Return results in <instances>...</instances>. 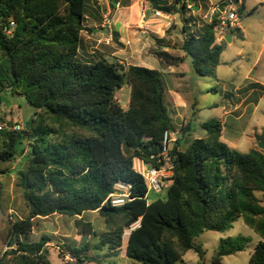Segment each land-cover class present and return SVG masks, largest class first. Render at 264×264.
Returning <instances> with one entry per match:
<instances>
[{"label": "trees", "instance_id": "1", "mask_svg": "<svg viewBox=\"0 0 264 264\" xmlns=\"http://www.w3.org/2000/svg\"><path fill=\"white\" fill-rule=\"evenodd\" d=\"M180 1L161 8L177 14ZM245 1L238 8L241 16ZM88 2L0 0V104L10 90L36 110L30 128L0 130V161L17 159L18 145L28 137L34 140L20 181L30 215L12 221V249L0 255V264H54L49 237L30 241L29 235L35 218L55 214L74 217L86 238L83 245L66 247L78 264H90L85 255L93 235L99 237L96 250L114 254L124 248L127 236L126 254L135 264L181 262L191 250L202 252L195 241L204 232H227L241 218L264 238V205L256 195L264 194V135H256L255 148L240 152L222 140L223 123L217 119L202 125L206 137L194 140L186 151L174 145V175L165 196L148 199V184L134 169V159L157 168L163 164V138L172 130V118L161 72L136 65L125 69L104 57L81 60V34L92 30L86 27ZM218 23L214 16L202 34L184 40L182 50L202 77L215 73L226 46L219 40ZM234 30L244 40L241 29ZM156 56L169 67L185 63L165 50ZM126 84L132 89L128 109L116 98ZM118 183L128 186L133 200L121 207L103 205L119 191ZM89 212L105 218L106 231L98 233L86 221ZM250 241L242 235L222 239L214 263L244 251ZM248 264H264V240L256 244Z\"/></svg>", "mask_w": 264, "mask_h": 264}, {"label": "rangeland", "instance_id": "2", "mask_svg": "<svg viewBox=\"0 0 264 264\" xmlns=\"http://www.w3.org/2000/svg\"><path fill=\"white\" fill-rule=\"evenodd\" d=\"M213 1L214 7H219L216 3L220 4L221 0ZM121 3L122 6L125 5L124 1ZM96 4H98L97 0ZM98 7L104 8V6ZM211 7L210 2L208 6L204 7L201 14H195V10H186L185 14L174 15L175 18L154 16L153 18L157 20L151 24L153 28L149 32H141L142 29L138 24L140 16L136 5L132 12L130 11L131 19L125 26L126 31L124 33L116 32L111 44L105 43L103 35L99 36L95 41V46L98 47L96 51L102 55V58L121 63L125 69L130 65H136L159 72L163 71L161 80L165 91L168 92L165 98L172 118L171 132L177 140L172 146L178 145L181 151H186L194 140L206 137L207 132L202 128V125L217 119L223 123L224 142L228 144L231 140H235L237 142L236 149L247 153L256 147V135H264V0L246 1L247 8L258 7V10L252 15L245 14L239 19L245 39L239 38V32L234 30V40L231 43H226L220 65L213 75L199 76L195 72L190 56L179 67H168L156 56L158 51H166L162 42H157V40L164 34L171 22L176 23L179 28L177 29L172 24L170 29L165 32V41L177 50L179 56L183 55L182 47L185 40L183 25L188 24L183 19L187 17L191 21L195 20L208 25L211 23L213 15ZM123 13L122 9L117 13V16H122ZM207 15L208 17H206ZM184 21L185 23H183ZM117 26L120 27L116 24L115 29ZM100 30L102 31V29ZM137 44H141V51H148V53L145 52L141 58L137 59L140 62L135 63L133 58L136 59L137 55L133 54V49ZM81 56L82 60L86 58L84 52ZM95 60L94 58L89 61ZM254 82L262 84L260 89L254 90L259 87V85L251 86ZM131 91L129 84L117 91L116 98L124 109L129 108ZM169 92L176 93L178 100L174 99L173 102ZM35 113V108L27 102L25 97L13 94L10 90H6L2 94L0 126L3 129L13 127L17 123L26 129L27 123ZM33 141L28 137L23 144L18 145L19 157L17 159L11 162L0 161V255L12 249L9 248L12 221L15 218L26 219L30 215L20 181L21 174L26 171L28 165ZM178 142L179 144H177ZM3 147V142L0 139V151ZM24 149L26 150L21 156ZM169 183V181L166 183L164 193H150V201L163 198ZM256 195L263 200L264 205V194L257 192ZM84 217L86 221L93 223L98 233L106 231L105 218L99 212L85 213ZM34 224L29 240L39 241L43 236L49 237L50 241L47 246L52 262L54 264H71L65 259V255L69 253L67 245L78 247L84 244L82 236L76 228L75 218L55 214L47 218H35ZM138 225L139 223L132 228ZM240 235L249 237L250 243L247 244L244 251L224 257L221 264H248L256 244L264 238L249 227L242 218L227 232H204L195 241L196 245L202 248V252L191 250L184 256L183 261L176 264H216L214 260L220 251L221 240L236 238ZM89 241L92 246L91 250L86 253L85 260L91 261L90 264H135L126 254L127 236L124 240V248L118 254L109 253L107 250H96L94 245L99 242V237L93 235Z\"/></svg>", "mask_w": 264, "mask_h": 264}, {"label": "crops", "instance_id": "3", "mask_svg": "<svg viewBox=\"0 0 264 264\" xmlns=\"http://www.w3.org/2000/svg\"><path fill=\"white\" fill-rule=\"evenodd\" d=\"M121 1L125 2L124 6H122ZM146 1H147V4L149 5V10L144 12V11L141 10V7H140L141 0H112L113 3H117V2L121 3V8L114 13L115 24L120 26V27H118V26L116 27L115 33L116 32L124 33L126 31V27L125 26H126V24H129V21L131 19L130 11L132 12L133 8L136 5H137V9L139 11V16H140V19L138 20V24H139V26L142 29L141 32H149V30L153 28L151 26V24L153 22H156V20H157V19L153 18L154 16L156 17V14H155L156 11L162 12L163 16H165V17H170V18L173 17V18H175L174 15H176V14H168L164 10H162L161 7L170 6L171 4H174V2H176L178 0H146ZM223 1L224 0H221L220 4ZM246 1H245V7H246ZM210 2L212 4V7H211V12H212L217 7V6L214 7V1L213 0H181L179 2V4L176 5L177 11H178V9L180 11L177 14H185L186 10H195V14H201L203 9H204V7L206 5L208 6L210 4ZM242 2H243V0H239V4L238 5H233V6L236 9H238L240 7V5L242 4ZM184 4L187 5V9H183V5ZM216 4L220 5L219 3H216ZM98 6H99V4H96V0L95 1L89 0L87 12H86V27L91 28L92 30L90 32L85 30L81 34L79 58L81 59V57H82L81 55L84 52L86 58L83 61H89L90 59H94L95 58L96 59L95 61H89V62H96V61H98L99 59L102 58V55L97 53V51H96V48H98V47L95 46V41L101 35H103V37L105 38L106 34H107V31H106V29H104V26H103V13L105 11V7L101 8V7H98ZM189 6H192V9H190ZM122 9L124 11L123 15L122 16H117V13L120 12ZM250 10H252V9H249V8L246 7L245 14L248 13V11H250ZM207 14H209V13H207ZM239 15H240V13H239ZM206 17H208V15ZM241 17L242 16L240 15V18ZM183 20H185L188 23L186 25L185 21L183 22V23H185L183 25V33H184L183 38L187 39L191 35L199 36L200 34L203 33L202 32V28L205 25L202 22H196L195 20L191 21L189 18L187 19V17H185ZM161 21H164V20H161ZM169 24L170 25H169V27H167L166 31L170 29L172 24H174L177 29L179 28L176 23L171 22ZM237 27L241 29V31H242V33L244 35L243 27L241 25V22L238 23ZM100 29H102V31ZM165 32H164V34L161 37H159L162 40L161 44L164 46V49H166V51H168L169 53H171L174 56L183 57V58L186 59L188 56H186V54H185V52L183 50L182 51L184 52V54L179 56L180 54H177V50L175 48H173L170 45V43L165 41ZM229 33H232V32H228L227 35H229ZM234 37L235 36L233 34L232 41L234 40ZM244 39H245V35H244ZM140 45L141 44L135 45L134 49H133L134 50L133 54L137 55L136 59L133 58L136 61L135 63L140 62V60H137V59L141 58V56H143L145 54V52L148 53V51H141L142 47ZM121 53H122V51H121ZM117 54H120V52H117ZM89 56H91V57H89ZM169 71H171V70H169ZM162 73H163V71L161 72V75H162ZM181 74H184V73H181ZM256 85H259V87L258 88H254V90L260 89V85H262V84L259 83V82H254V83L251 84V86H256ZM167 93L168 92L165 91L166 95H167ZM169 94H170V97L173 100V102H174V99L178 100V97H177L178 95L176 93L172 94V93L169 92ZM176 108H178V107H176ZM222 140L223 141L225 140L224 137H222ZM228 145L233 147V148H236L237 142L235 140H231L230 142H228ZM82 240H83V242H85L86 238L82 236ZM47 249L49 250L48 246H47Z\"/></svg>", "mask_w": 264, "mask_h": 264}, {"label": "built area", "instance_id": "4", "mask_svg": "<svg viewBox=\"0 0 264 264\" xmlns=\"http://www.w3.org/2000/svg\"><path fill=\"white\" fill-rule=\"evenodd\" d=\"M99 6H104L105 11L103 13V26L106 29L107 34L104 39L106 44H111L114 40L115 36V21H114V13L121 8V3H113L112 0H97ZM141 10L146 12L149 10V5L146 0H141L140 2ZM192 9V6H189ZM156 16H163L162 12L156 11ZM211 22L213 21V17L218 15L216 18L219 21L218 35L219 40H225L228 32H231L235 28H238V23L240 19L239 11L234 6H229L225 9L224 12H220L218 7H216L212 11ZM13 24V23H12ZM14 26V24H13ZM3 127L0 126V130ZM10 131H22L23 127L20 123L15 124L13 127H8ZM177 140L173 137V133L171 130L166 131L164 133L163 138V149H162V160H160L162 164L161 167L157 168L154 166H149L144 160L135 158L134 159V169L140 173L146 180L148 184V193L147 197L149 199V195L152 192L157 194H162L165 192L166 183L173 177L174 175V157L171 155V151L174 147L172 144H175ZM119 191H115L110 194L107 199L104 201L103 205L109 204L113 207H121L125 205L127 202L132 201L129 193V188L127 185L123 183H118L116 185ZM150 200V199H149ZM6 252V251H5ZM4 252V253H5ZM3 253V254H4ZM66 261L71 264H78L77 259L67 253L65 255Z\"/></svg>", "mask_w": 264, "mask_h": 264}, {"label": "water", "instance_id": "5", "mask_svg": "<svg viewBox=\"0 0 264 264\" xmlns=\"http://www.w3.org/2000/svg\"><path fill=\"white\" fill-rule=\"evenodd\" d=\"M238 4H239V0H227V1L223 2V3H221V4L219 5L218 9H219L220 12H224L225 9H226L227 7H229V6H233V5H238ZM217 16H218V15H216V17H217ZM232 38H233V34H232V33H229V35H227V36L225 37V41H226L227 43H231V42H232ZM33 121H34V117H32V118L29 120V122L27 123V125H26V128H27V129L31 127V125L33 124Z\"/></svg>", "mask_w": 264, "mask_h": 264}]
</instances>
